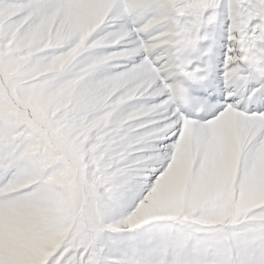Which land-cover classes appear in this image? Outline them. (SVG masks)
Returning a JSON list of instances; mask_svg holds the SVG:
<instances>
[{
    "label": "snow or ice",
    "instance_id": "snow-or-ice-1",
    "mask_svg": "<svg viewBox=\"0 0 264 264\" xmlns=\"http://www.w3.org/2000/svg\"><path fill=\"white\" fill-rule=\"evenodd\" d=\"M0 264H264V0H0Z\"/></svg>",
    "mask_w": 264,
    "mask_h": 264
}]
</instances>
